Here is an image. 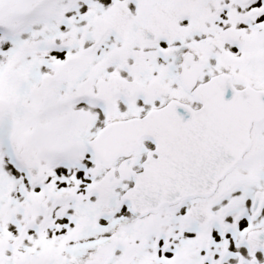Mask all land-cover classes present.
Here are the masks:
<instances>
[{
	"label": "snow or ice",
	"instance_id": "snow-or-ice-1",
	"mask_svg": "<svg viewBox=\"0 0 264 264\" xmlns=\"http://www.w3.org/2000/svg\"><path fill=\"white\" fill-rule=\"evenodd\" d=\"M0 264H264V0H0Z\"/></svg>",
	"mask_w": 264,
	"mask_h": 264
}]
</instances>
